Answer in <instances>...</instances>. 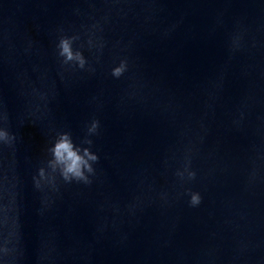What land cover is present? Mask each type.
Instances as JSON below:
<instances>
[{
    "label": "clouds",
    "instance_id": "1",
    "mask_svg": "<svg viewBox=\"0 0 264 264\" xmlns=\"http://www.w3.org/2000/svg\"><path fill=\"white\" fill-rule=\"evenodd\" d=\"M66 51H67V49H66ZM62 151H68L70 157H73V155H74L69 151V145H67L66 143H62V144L57 145V155L58 156L61 154ZM78 160H79V158H74L73 166H72V168L69 169L70 171L77 168ZM195 199L196 198L194 197V201H195Z\"/></svg>",
    "mask_w": 264,
    "mask_h": 264
}]
</instances>
